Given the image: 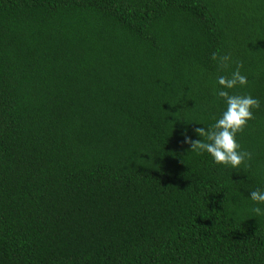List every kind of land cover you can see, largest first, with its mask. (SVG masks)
Returning <instances> with one entry per match:
<instances>
[{
  "label": "trees",
  "instance_id": "16d2710c",
  "mask_svg": "<svg viewBox=\"0 0 264 264\" xmlns=\"http://www.w3.org/2000/svg\"><path fill=\"white\" fill-rule=\"evenodd\" d=\"M237 68L239 170L180 135ZM257 188L264 0H0V264H264Z\"/></svg>",
  "mask_w": 264,
  "mask_h": 264
},
{
  "label": "clouds",
  "instance_id": "9594fccd",
  "mask_svg": "<svg viewBox=\"0 0 264 264\" xmlns=\"http://www.w3.org/2000/svg\"><path fill=\"white\" fill-rule=\"evenodd\" d=\"M213 59H217L213 54ZM230 57H220L222 66L227 67ZM248 79L242 75L239 68L230 76H219L216 80V95L222 99L226 108L214 119V123L207 127H196L189 134L187 129L180 135L182 144L188 145L191 152L201 154L207 153L212 162L226 168L239 170L242 165L251 160L252 154L241 148L237 140L238 133L247 126L248 121L254 118V111L260 107V102L251 95H233L229 90L237 86L245 87ZM199 125V124H198ZM193 135L197 137L193 139ZM248 198L256 205L252 212L264 215V189L257 188L248 192Z\"/></svg>",
  "mask_w": 264,
  "mask_h": 264
}]
</instances>
